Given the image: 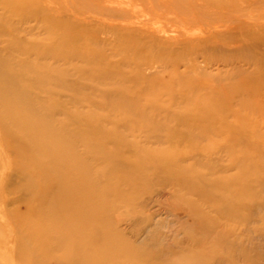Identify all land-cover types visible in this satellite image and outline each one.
<instances>
[{
  "label": "bare ground",
  "instance_id": "6f19581e",
  "mask_svg": "<svg viewBox=\"0 0 264 264\" xmlns=\"http://www.w3.org/2000/svg\"><path fill=\"white\" fill-rule=\"evenodd\" d=\"M11 191L0 264H264V0H0Z\"/></svg>",
  "mask_w": 264,
  "mask_h": 264
},
{
  "label": "rangeland",
  "instance_id": "374dc122",
  "mask_svg": "<svg viewBox=\"0 0 264 264\" xmlns=\"http://www.w3.org/2000/svg\"><path fill=\"white\" fill-rule=\"evenodd\" d=\"M33 70H36V68H34ZM10 177H12V182L13 181L16 182L14 174H12ZM18 198H19V194L16 192H13V191H11V193L5 192L3 196L0 195V204H24Z\"/></svg>",
  "mask_w": 264,
  "mask_h": 264
}]
</instances>
